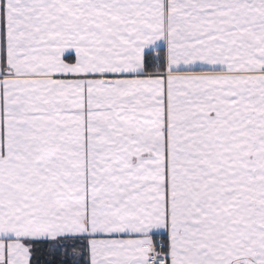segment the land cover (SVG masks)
I'll list each match as a JSON object with an SVG mask.
<instances>
[{"label": "snow or ice", "instance_id": "snow-or-ice-1", "mask_svg": "<svg viewBox=\"0 0 264 264\" xmlns=\"http://www.w3.org/2000/svg\"><path fill=\"white\" fill-rule=\"evenodd\" d=\"M0 264H264V0H0Z\"/></svg>", "mask_w": 264, "mask_h": 264}, {"label": "trees", "instance_id": "trees-1", "mask_svg": "<svg viewBox=\"0 0 264 264\" xmlns=\"http://www.w3.org/2000/svg\"><path fill=\"white\" fill-rule=\"evenodd\" d=\"M62 257H57L56 260L59 261ZM47 259H52L51 257H48Z\"/></svg>", "mask_w": 264, "mask_h": 264}]
</instances>
